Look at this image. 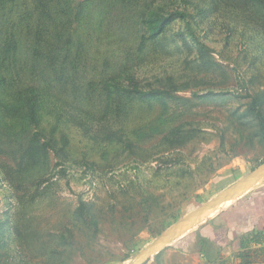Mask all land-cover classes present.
Instances as JSON below:
<instances>
[{
  "label": "rangeland",
  "instance_id": "obj_1",
  "mask_svg": "<svg viewBox=\"0 0 264 264\" xmlns=\"http://www.w3.org/2000/svg\"><path fill=\"white\" fill-rule=\"evenodd\" d=\"M66 1L18 0L15 20L31 12L21 42L33 45L40 18L49 31L63 24L74 47L86 41L78 73L86 93L52 83L51 94L60 108L70 103L97 118L104 102L92 90V99L85 96V87L135 63V81L123 85L136 86L143 99L128 104L121 133L136 147L101 132L88 137L75 123L54 130L51 116L41 127L53 148L32 164V140L20 124L0 126V264H210L194 248V226L158 242L221 188L264 173V106L254 100L264 89V36L242 14L217 11L207 0H154L152 9L171 20L140 52L147 31L133 15L124 19L113 7L102 16L97 0ZM58 4L67 14L85 4L89 15L61 23ZM176 130V140H166ZM51 135L60 146L67 135L66 148L54 147Z\"/></svg>",
  "mask_w": 264,
  "mask_h": 264
},
{
  "label": "trees",
  "instance_id": "obj_2",
  "mask_svg": "<svg viewBox=\"0 0 264 264\" xmlns=\"http://www.w3.org/2000/svg\"><path fill=\"white\" fill-rule=\"evenodd\" d=\"M153 2L154 0H97L96 5L99 6L102 16L106 14L105 12L110 14L111 9L117 7L121 16L122 14L123 16L126 15L124 19H130L133 15L135 17L134 22H142L147 35L144 33L141 36L138 50L143 52L146 42L162 35L171 20L170 15L152 9ZM206 2L217 11L222 8L226 12L242 14L244 20L253 24L264 36V0H207ZM38 4L40 8L46 10L45 3L39 2ZM68 5L70 4L67 3ZM39 6L36 8L40 12ZM65 6V4H58L57 8V12L63 16H61L63 19L61 23L73 19L75 14L79 17L83 14L89 15L85 4L77 13L70 11L68 14L65 11ZM19 8L18 0H4L3 4L0 3V126L20 124V131L24 134V138L32 140L28 153L27 149L25 150V154L29 155L31 163L38 164L48 154V148L52 147L51 145L46 146L47 141H43L44 137H47L43 135V132L47 129L41 127V123L48 121L51 116L55 118V123H57L53 127L54 130L64 122L65 125L75 123L88 137H100L101 134L102 138L110 142H121V145L130 148L136 147L134 141L126 139L121 133L123 132L121 128L124 129L121 122L127 113L128 104H132L136 98V100L143 99L142 95H137L136 86L129 88L123 85V80H128L129 83L135 81L133 73L135 63L126 65L122 71L103 79L99 84L90 82L85 87L88 89L85 96H90L92 99V90L93 93H99V99L104 102V110L100 113L99 118L96 117V114L70 103H64L65 105H61L60 108L58 99L51 94L52 83L61 84V87L64 86L63 91L68 90L71 94L86 93L80 83L78 73L80 63L87 59L83 54L86 51L87 42L79 40L74 47V41L68 37L71 33L67 34L64 31L63 24L57 25L52 32L48 30L51 26L49 22L40 18L36 23L37 29L33 32V38L30 39L33 41V45L27 49L21 42L23 30L21 24L28 20V14L31 12L28 9L23 10L20 18L15 20L13 14ZM177 13L182 14L181 12ZM122 21L124 23V20ZM65 38H67L66 41ZM140 57L141 55H136L135 58ZM149 98L156 99L157 96L155 93H150ZM254 100L263 108L264 89L254 97ZM260 115L264 120V114L261 111ZM248 120L250 121L243 120V122L246 121L243 124H251L252 119L249 118ZM101 121H105L108 125L96 129V125ZM117 124L121 126L115 127ZM261 128L264 131V124ZM177 133V130L173 131L171 135L166 136V140L171 139L173 142L172 138L176 140ZM133 134H137L136 129L131 131L130 136ZM141 137L143 136L128 138L140 140ZM67 138L66 135L64 141L59 140L61 146L58 145V137L55 135H51L50 141L54 143V147L66 148L69 142Z\"/></svg>",
  "mask_w": 264,
  "mask_h": 264
},
{
  "label": "crops",
  "instance_id": "obj_3",
  "mask_svg": "<svg viewBox=\"0 0 264 264\" xmlns=\"http://www.w3.org/2000/svg\"><path fill=\"white\" fill-rule=\"evenodd\" d=\"M212 197L215 201L206 208L204 202L198 205L189 215L203 211L183 225L194 226L192 241L203 260L264 264V173L235 180Z\"/></svg>",
  "mask_w": 264,
  "mask_h": 264
},
{
  "label": "water",
  "instance_id": "obj_4",
  "mask_svg": "<svg viewBox=\"0 0 264 264\" xmlns=\"http://www.w3.org/2000/svg\"><path fill=\"white\" fill-rule=\"evenodd\" d=\"M258 169H259V168H258ZM258 169H257V170H258ZM213 201H215V200H212V201L206 203L205 206H204V208H206L208 205H210ZM201 211H203V210H201ZM201 211H197V214H195V213H193V214L198 215ZM193 214L187 216L186 218H184L183 220H181L179 223H177L173 228H171L169 231H167V232L164 234L163 238H162L158 243L163 242V241H168V239H169L173 234H175V233H177V231H179V228H180V227L182 228V226H183L184 224H187V223L191 220V219H189V218H191ZM195 215H194V216H195Z\"/></svg>",
  "mask_w": 264,
  "mask_h": 264
}]
</instances>
